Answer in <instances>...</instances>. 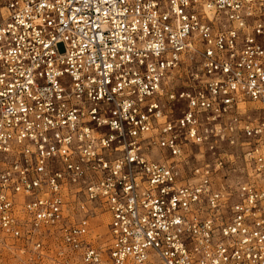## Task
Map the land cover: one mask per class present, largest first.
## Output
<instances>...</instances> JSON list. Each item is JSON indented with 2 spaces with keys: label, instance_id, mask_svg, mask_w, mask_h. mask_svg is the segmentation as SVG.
<instances>
[{
  "label": "built area",
  "instance_id": "1",
  "mask_svg": "<svg viewBox=\"0 0 264 264\" xmlns=\"http://www.w3.org/2000/svg\"><path fill=\"white\" fill-rule=\"evenodd\" d=\"M0 234L26 264H264V0H0Z\"/></svg>",
  "mask_w": 264,
  "mask_h": 264
},
{
  "label": "rangeland",
  "instance_id": "2",
  "mask_svg": "<svg viewBox=\"0 0 264 264\" xmlns=\"http://www.w3.org/2000/svg\"><path fill=\"white\" fill-rule=\"evenodd\" d=\"M97 231L103 233L104 228ZM14 246L16 247L11 239L2 238L0 234V264H26L24 255Z\"/></svg>",
  "mask_w": 264,
  "mask_h": 264
}]
</instances>
